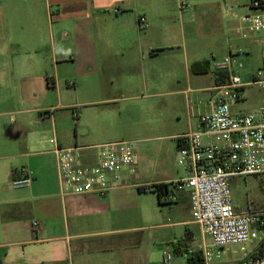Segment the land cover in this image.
Instances as JSON below:
<instances>
[{
  "label": "crops",
  "instance_id": "obj_1",
  "mask_svg": "<svg viewBox=\"0 0 264 264\" xmlns=\"http://www.w3.org/2000/svg\"><path fill=\"white\" fill-rule=\"evenodd\" d=\"M248 4L245 0H0V264H157L164 251L175 252L179 257L175 264L199 262L198 248L207 245V236L192 219L189 192L169 187L158 195L147 189L182 178L185 173L179 167L142 171L143 155L136 149L138 158L122 173L121 188L104 197L60 195L50 139L63 148H78L82 163L94 165L97 146L103 142L86 143L98 139L100 132L92 117L88 123H78L82 118L78 109L98 105L106 109L103 115L109 111L105 107L120 98L63 101L58 67L72 66L69 78L77 89L96 78L99 91L105 90L106 82L114 88L113 78L123 69L135 74L130 80L149 88V59L181 49L184 81H179L177 72H168L176 82L169 94H206L207 101L195 114L186 111L182 132L159 137L176 141V158L178 136L194 131L199 116L210 109L215 69L200 48L231 55L233 68L244 80L255 71L243 69L242 56L259 47L256 71L262 66L264 38L242 39L247 27L240 18L254 13ZM141 16L146 20L143 31ZM225 18L234 24V38L226 37ZM123 59L127 68L122 69ZM138 60L142 63L137 69ZM24 172L30 175V185L13 189L11 181ZM179 250L193 253L182 257Z\"/></svg>",
  "mask_w": 264,
  "mask_h": 264
},
{
  "label": "built area",
  "instance_id": "obj_2",
  "mask_svg": "<svg viewBox=\"0 0 264 264\" xmlns=\"http://www.w3.org/2000/svg\"><path fill=\"white\" fill-rule=\"evenodd\" d=\"M185 5V4H184ZM252 14L243 15L241 24L249 32L264 33V2L251 0ZM119 13L118 9L114 10ZM139 27L146 26L144 16ZM248 36L242 35L243 39ZM215 84L209 100V111L199 116L198 126L178 136L176 163L185 175L170 183L173 190H187L191 216L211 246L198 248L197 264H212L213 249L242 246L256 241L249 254L239 264H264V211L237 212L233 207L230 179L264 175V107L254 112H237L245 89H264V60L249 80H244L232 66V56L214 64ZM78 113L73 111V118ZM55 154L60 195L96 194L106 196L122 187V173L137 159L134 143L106 142L97 146L96 163L84 165L78 148L60 147L55 138L49 141ZM133 171V170H131ZM31 178L27 172L11 181L13 189L26 188ZM38 223L34 221L32 228ZM180 251V256L192 250ZM182 252V253H181ZM175 252L164 251L157 264H172Z\"/></svg>",
  "mask_w": 264,
  "mask_h": 264
},
{
  "label": "rangeland",
  "instance_id": "obj_3",
  "mask_svg": "<svg viewBox=\"0 0 264 264\" xmlns=\"http://www.w3.org/2000/svg\"><path fill=\"white\" fill-rule=\"evenodd\" d=\"M245 1L249 2V4L251 2V0ZM245 7H240L242 12L245 11ZM223 20H226L225 22L223 21L226 37L234 38V34L231 31L234 24L226 18ZM141 30L143 31V28ZM228 30L230 31L228 32ZM242 32H245L248 36L246 39L242 38L243 40L264 38V33L248 32L245 27L242 29ZM239 36L241 37V34ZM231 49L233 51L237 48L232 44ZM152 51L156 52L157 50L153 49ZM199 52L213 66L216 62L229 56L228 54L223 56L224 53L218 52L217 49H211L208 46H203ZM238 56L241 57L242 55ZM184 58L182 57L181 49H174L172 51H164L159 53L158 57L149 59V88H143L140 80L138 82L130 80L133 72L129 69H123L127 68L123 59L122 72L117 73L113 78L115 79L114 88L109 82H106L104 86L105 90L101 91L98 90V78L89 82L85 80L82 82L84 85L77 89V86H73L74 80L71 81L70 79L72 78H69L73 74L72 66L69 64L59 65L60 84L63 87L61 93L63 101L75 104L97 101L110 96L120 98L114 105L105 107L110 112L108 111L103 115L101 113L106 109L98 105L85 108L80 107L78 109L82 118L76 121L78 123L82 121L88 123L90 121L89 118L92 117L93 121L98 125V132H100L96 136L98 139L90 140L86 143L134 142L135 151L137 149L138 154L140 155L141 153L143 155L140 157L141 161L139 159L142 171H145L146 168H149V170H159L160 167H166L169 171L177 168L175 158L176 141L159 137L176 135L182 132L186 126V111L189 113V109H191L192 114H195L198 107L207 101L206 94H188L186 97H176L169 94L175 87L176 82L168 78L167 73L177 72L179 81L183 82ZM241 60L245 65L243 69L247 73L256 72V68L260 64L259 47L253 49L250 55L242 56ZM141 63L138 60L135 67L137 69L140 68ZM203 78L207 79V77ZM100 83L99 85L102 86V82ZM130 83H134V85L131 86ZM244 98V101L236 107L237 111L254 112L264 107V89L254 86L248 87L245 89ZM63 122L68 126L71 125L68 119H64ZM72 130L71 128V132ZM135 153L137 156V151ZM230 188L233 207L237 212L264 211V175L231 178ZM255 245L256 241L242 246L213 249L215 258L212 264H238L243 255L247 254ZM207 246H211V241L208 237ZM177 259L179 257L174 256L172 264H175Z\"/></svg>",
  "mask_w": 264,
  "mask_h": 264
},
{
  "label": "trees",
  "instance_id": "obj_4",
  "mask_svg": "<svg viewBox=\"0 0 264 264\" xmlns=\"http://www.w3.org/2000/svg\"><path fill=\"white\" fill-rule=\"evenodd\" d=\"M171 184H159V185H153L150 186L149 189H152L155 193H157L158 195H160L163 191H167V188L171 187ZM139 192H145L146 190L144 188H138L137 189ZM200 257V255H199Z\"/></svg>",
  "mask_w": 264,
  "mask_h": 264
}]
</instances>
